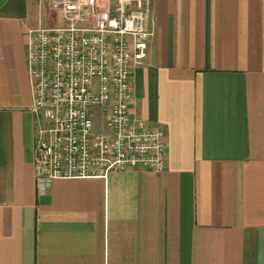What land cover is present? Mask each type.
I'll return each instance as SVG.
<instances>
[{"label": "crops", "instance_id": "0c3cea01", "mask_svg": "<svg viewBox=\"0 0 264 264\" xmlns=\"http://www.w3.org/2000/svg\"><path fill=\"white\" fill-rule=\"evenodd\" d=\"M151 1L129 110L162 132L164 170L54 180L37 196V6L0 0V264H264V0Z\"/></svg>", "mask_w": 264, "mask_h": 264}, {"label": "built area", "instance_id": "2783aa9c", "mask_svg": "<svg viewBox=\"0 0 264 264\" xmlns=\"http://www.w3.org/2000/svg\"><path fill=\"white\" fill-rule=\"evenodd\" d=\"M35 2L37 26L26 32L25 64L36 195L54 180L162 172V132L129 110L130 71L153 36L152 1Z\"/></svg>", "mask_w": 264, "mask_h": 264}, {"label": "rangeland", "instance_id": "374dc122", "mask_svg": "<svg viewBox=\"0 0 264 264\" xmlns=\"http://www.w3.org/2000/svg\"><path fill=\"white\" fill-rule=\"evenodd\" d=\"M41 13H42V11H41ZM41 13H39V14H41ZM105 129V128H104ZM93 131L94 132H98L99 131V118H95L94 119V127H93Z\"/></svg>", "mask_w": 264, "mask_h": 264}]
</instances>
